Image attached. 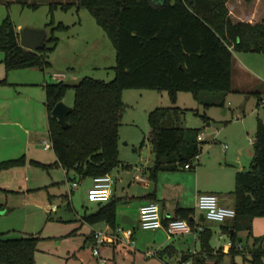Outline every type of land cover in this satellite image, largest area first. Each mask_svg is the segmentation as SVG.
Wrapping results in <instances>:
<instances>
[{"label":"trees","instance_id":"obj_1","mask_svg":"<svg viewBox=\"0 0 264 264\" xmlns=\"http://www.w3.org/2000/svg\"><path fill=\"white\" fill-rule=\"evenodd\" d=\"M230 0H77L78 10L87 9L106 32L116 50L115 72L112 80L85 76L79 83L63 80L46 84L49 132L57 161L32 164L47 169L61 166L67 173L82 178L112 173L120 165V128L127 105L123 93L127 89L168 91L173 103L180 92H191L200 98L202 92H230L233 90L235 52L264 53V18L248 21L229 8ZM253 0H245L251 4ZM264 4V0H263ZM32 8L38 4L24 3ZM59 4H52L53 11ZM70 4H62L68 10ZM264 8V5H263ZM47 44L38 51L24 48L11 15L0 22V51L5 53L7 71L50 66L49 55L60 42L58 31L70 26L53 19ZM7 79L0 84H7ZM73 88V111L68 115L69 126L64 128L52 116L55 105L64 100ZM259 98L261 92L254 91ZM259 105V103H258ZM182 109L159 106L148 114L151 127L154 163L151 175L160 171L195 169L193 159L199 156L201 142L197 128L179 125ZM254 157L248 170L236 173L234 208L236 216L231 226H224L231 236L228 251L233 256L243 252L237 232L251 230L255 217L264 216V122L259 120ZM26 164V157L0 162V173ZM72 180L73 178H69ZM117 200L100 203L99 208L85 219L92 224L105 222L114 230L117 220ZM0 204V209L2 208ZM194 208L180 207L175 218H183L194 227ZM243 218L242 224L238 222ZM250 218V219H249ZM168 219L164 218L166 223ZM203 250L194 264H207L203 255L221 264L223 250L215 251L208 243L211 232L205 229ZM0 233V264H37L36 251L39 235L16 237ZM259 245L257 246V244ZM264 238H256L250 250V264H264ZM189 259L184 255L182 262ZM233 264H239L233 262Z\"/></svg>","mask_w":264,"mask_h":264},{"label":"rangeland","instance_id":"obj_2","mask_svg":"<svg viewBox=\"0 0 264 264\" xmlns=\"http://www.w3.org/2000/svg\"><path fill=\"white\" fill-rule=\"evenodd\" d=\"M76 1L21 0V3H36L39 7L23 8L22 4L16 3L11 7V11L10 9L7 10L6 14L11 15L15 24H22L23 27L46 29L48 35H50L52 27L47 24L52 19L56 23L63 22L70 25L71 29L67 30L68 32L58 31L56 33L60 37V42L58 51L52 57L54 56L57 66L54 69H49L51 73L65 72L66 77L63 81L76 84L85 76L106 81L112 80L114 76L113 69L106 68L95 71L91 70L89 66L94 62H99V55L102 51H106V55L110 51V55H107L106 60L102 63L106 66L116 64V50L91 13L87 9L77 11L74 4ZM241 1H243L246 12H250L254 6L253 9L257 17L260 18L264 13L263 0H253L251 4H246L245 0H233L232 2L235 3L232 4L233 11L236 14L238 13L239 16L246 18L244 16L246 12H243L238 5ZM55 3L59 6L51 11L50 7ZM62 4H70L71 7L64 10L61 8ZM0 18L1 22V14ZM74 52L77 54H73ZM238 57L245 60L248 68L251 69L250 74H239L237 70ZM68 59H72L74 62L77 71L76 76L66 72L65 61ZM234 61L236 71L234 70L233 74V90L227 93L202 92L198 99L191 92H180L177 102L173 103L168 91L150 89H127L124 91L123 99L127 108L120 129L122 134V139L119 142L120 165L112 172L113 177L117 180L118 187L121 186L120 178L127 169V164H133L134 166L139 164L140 151L145 157L150 154L154 155L153 144L149 138L150 124L147 113L159 106H177L183 111L179 125L197 128L205 134V138L200 145L199 156L193 159V164L197 169L202 168L203 177L207 176L213 179L212 182H215L216 186H221L220 190L223 194L221 196L229 202L226 203L227 206H232V201L235 202L232 192L236 188L237 170L238 168L243 170L250 168L255 153L253 142L256 140L258 122L259 120L264 122V106L258 105L261 98L252 92V88L254 89L260 83H264V53L235 52ZM50 79L52 81L51 77ZM0 93L3 92L0 91ZM74 95L73 88H70L63 101L68 105H73ZM44 138L51 142L48 134H45ZM4 140L3 143H15L16 150L19 152H16V154H19V156L25 154V149L20 150L19 148L23 143V139L18 131L17 133L8 134ZM225 145L228 147L225 148ZM13 153L14 151H10L9 154ZM28 154L45 162H53L56 159L53 147L49 150L43 147L38 148V150L32 149L25 156L26 162L27 158H30ZM230 161L239 163L240 167L229 165ZM29 165L24 173H15L14 170L5 174L0 173L2 175L0 183L13 189L6 191L0 188V201L4 203V206L0 209V230H9L8 236L10 237L20 236L26 232L39 235L40 239L36 251L37 264H101V260L105 257L104 249L106 245H100V255H95L94 248L96 245L94 246L93 242L89 241L84 243L83 234L85 233L81 229V235L78 233L80 236L75 235L76 238H74L72 233L67 234L69 229L63 225L66 220L61 221L56 218L60 214L66 218H76V214L72 213L71 209L64 210L63 213L59 214L47 210L48 204L55 206L56 199H62V197H65L62 194L66 193L68 199L73 198V205L80 214H84L85 211H90L98 206V203L91 202L89 199L88 183L90 179H85L86 181L80 186L74 187L73 182H79L80 178L67 180L61 167L55 166L47 170L32 163H29ZM22 167L19 166L21 169ZM195 169L181 168L177 170L179 173H187L183 181L185 194L191 193L193 189ZM228 171L231 173L229 174ZM26 176L32 181L31 190H24V184L20 182L21 178ZM52 181L56 183L44 187ZM120 189L121 187H119ZM28 193L30 194V200L22 203ZM51 194H55L56 197L50 196ZM50 197L53 199L50 200ZM219 204H222L220 198ZM63 206L67 207V199ZM6 207L10 209L8 214L5 212ZM198 213L201 214L202 211L199 210ZM48 221L50 224L47 226ZM242 221L243 218L238 220L240 225ZM234 223L233 218L219 222L209 219L202 221L198 217L200 226H196L195 231L185 234L182 242L187 243L185 245L186 249L188 246L191 249L196 246L200 247L199 252L201 253L203 250V232L208 229L211 232V236L208 238L211 248L215 251L223 250V247L232 241L229 232L224 230V226H231ZM221 234H223L222 238L220 237ZM237 235L242 239L243 252L234 256L226 252L221 264H233L234 261L239 264H250L245 257L250 258V250L255 244V239L264 238V216L255 217L251 230L242 227ZM81 237L83 238L82 241L80 240ZM61 241L63 242L60 243ZM122 250L127 253V256L121 257L122 264H165L166 260L169 264H179L176 258L171 259L165 254L162 260L159 255L148 256L146 251H140L142 254H138L135 259V252L139 250L129 246L126 249L122 248ZM194 255H199V253ZM203 258L208 263L215 261L214 258L211 259L205 255H203ZM195 260L196 258L193 256L191 262L194 264ZM114 263L116 264L115 261Z\"/></svg>","mask_w":264,"mask_h":264},{"label":"crops","instance_id":"obj_3","mask_svg":"<svg viewBox=\"0 0 264 264\" xmlns=\"http://www.w3.org/2000/svg\"><path fill=\"white\" fill-rule=\"evenodd\" d=\"M232 1L233 0H230L228 4L231 11H233L232 4H235ZM16 3L22 4L23 8H30V6L24 5V3H28V2L21 3V0H0V14L2 17L1 22L8 15L6 14L7 10L10 9L11 11V7ZM28 4H32V3L30 2ZM238 5L240 6V8H242L243 12L247 11L246 9H244L245 6L243 7V1H241V3H238ZM253 8L250 12H246L244 14L246 18H244L243 16L240 17L251 22L262 20L264 18V13L259 18L256 16V13ZM77 11L79 10L77 9ZM16 26L18 32L23 28L22 24H16ZM70 29L71 27L68 29V31ZM68 31L66 30L59 32H68ZM56 51H58V46L49 55V61L51 64L46 69L31 67V68L12 70L9 72L6 69V65L4 62L5 53L0 51V80L7 79L8 82L7 84H0V91L3 92L0 93V162L9 159H16L22 156H27V153L31 152L32 149L38 150V148L40 147L44 148L43 141L47 140L46 138H44L45 134H48L50 136L49 112L46 104V100H47L46 84L60 81V80H55L52 77V74L54 72L51 73L49 71L50 68L54 69L57 66V62L55 61L54 56L52 57V55ZM73 54H77V53L74 52ZM107 55H110V51L108 52ZM107 55H106V51H102L99 55L100 58L99 62L92 63L89 66L90 69L95 71L98 70L101 71L102 69H106V68L113 69L115 64L106 66L104 63H102V61L106 60ZM238 59H237L238 60L237 70L239 74L240 75L250 74L249 71L251 69L248 68V65L246 64L245 60H243L242 57H238ZM73 63L74 62L72 59H68L65 61V67L67 69L66 72H69L70 75L72 76H76L77 71ZM234 70L236 71L235 61L233 67V74H234ZM55 73H65V72H55ZM114 76H115V72H114ZM50 77L52 78V81H50L51 80ZM73 84L74 83H72L71 85ZM254 91H258V92L260 91L261 95L264 94V83H260L254 89L252 88V92ZM148 114L149 112L147 113V115ZM25 119L28 121V123ZM16 130L18 131L19 134H21V137L23 139L22 140L23 143L19 147L20 150H22L23 148L25 149V154L22 156L16 154V152L17 153L19 152L16 150L17 147H15V143H11V142L3 143V141H5L4 139L6 138V136H8V134L11 133H17ZM149 132L151 133V127L149 129ZM120 134H121V130H120ZM120 139H122V134L120 136ZM10 151H14V153L9 154ZM28 155H30V158H27V162L25 166L24 165L23 167L20 166L22 167V169L19 168V166H17L10 170L9 169L3 170L1 174L12 172L11 170H14L15 173L17 172L24 173L27 171V169L30 166L29 163H32V161H37L45 164H52L57 161V157L53 162H45L43 160H40V158L31 156V154ZM153 163H154V155L150 154L149 156L145 157L143 156L142 151H140L139 164H135V166L133 164H127L126 166L127 169H125L123 175L120 178V185H121L119 186L121 187L120 190L118 187L117 180L114 178L115 179L114 191L110 201L112 199L118 201L116 228L133 227V236L131 237L130 243H128V241L123 237L122 239L115 240L113 242H109L105 244L106 245L104 249L105 257L103 259L108 260L110 264H115L114 261L116 262V264H122V262L120 261L121 257L122 256L124 257L125 255L127 256V253L124 250H122V248L126 249L128 246L130 248L139 250L135 252L134 255L135 259L138 256V254H142L140 251L148 252L150 250H154L156 253L155 255L156 256L159 255L160 258H162V260L164 259L163 255L165 254L168 255L167 257H171V259L176 258L179 264H187L188 262H191L193 258V254L200 253L199 252L200 247L198 248L196 246L195 248L191 249L190 246H188L187 249L185 248V245H187V243L186 242L183 243L182 238H184L183 236L188 233L175 235L170 238L167 235L165 229L163 228L157 230L142 229L139 226V212H140V207L144 204H147L151 201L157 202L160 205L162 216L166 219L174 217L176 210L180 207L194 208L195 209L194 227L192 228V231L193 230L195 231L196 226H200L198 224V217H200L202 221L206 220V219L203 220L201 218V214L198 213V211L200 210L197 207L198 195L202 193H214L217 195V197L220 198V201L222 203L221 205L227 206L226 203L228 201L221 196L223 195L220 190L221 186H216L215 182H212L213 179L208 178L207 176L203 177L202 168L195 169V173H194L195 184L193 186V189L191 193L185 194L184 191L185 187L183 181L185 178V174L187 173H179V171L177 170L160 171L157 173V176L154 178L151 175V167L153 166ZM228 164L232 166L240 167L239 163L237 162L230 161ZM62 169L66 174L67 180H70L69 178H73V179H76L77 177L80 178L79 180L80 183L77 182L78 186L84 183L86 181L85 179L89 178L90 180L88 183V187L90 190V188L94 183L93 177L82 178L80 176H74L73 172L67 173L64 168ZM239 170H243V169L238 168L237 172ZM228 173L230 174L231 172L228 171ZM1 174H0V178H2ZM111 175L113 176L112 173ZM20 182L24 184V190L25 189L31 190L30 187L32 181L30 178L26 176L25 178H21ZM54 183L56 182L52 181L46 184L44 187H48L49 185H52ZM0 188L6 191L13 190L12 188H9L6 185L3 186L1 183H0ZM28 192L30 193V191ZM29 193L25 195V198L22 201V203L30 200ZM62 195L65 197H62V199L60 200L56 199L57 202L55 206H51L50 204H48L47 210L49 211L52 210V212H56L59 214V213H63L64 210L71 209L72 213L76 214L75 215L76 218H72L70 216H69L70 218H66L63 217L61 214L60 216L56 217L61 221L66 220V223H64L63 225L67 226V228L69 229V232L67 234L72 233V235H74V238H76L75 235L78 236L81 235L80 232L81 229L83 233H85L83 234L84 243L86 241H89L91 243L93 242L92 244H94V246L96 245V239L94 238V234L96 232H102L103 234H106L109 238L114 234V228H112L109 224L105 222H98L92 224L85 219V215L95 212L99 208L100 203H98V206L92 208L90 211H85L84 214H80L78 209H76V207L73 205V200H72L73 198L68 199L67 193ZM50 196L56 197L55 194H51ZM52 199L53 198L50 197V200ZM66 199H67V207H66L67 209L63 206ZM234 203L235 202L232 201L231 203L232 206L230 207L234 208ZM0 204L4 206V203L1 201ZM9 211L10 209L6 207L5 208L6 214H8ZM124 220L130 221L133 225L127 223ZM49 224L50 223L48 221L47 226ZM56 224H62V223H56ZM3 232H9V230H0V233ZM78 233H80V235ZM26 234H33V233L26 232L23 235ZM82 237L80 238L81 241L83 239ZM220 237L222 238L223 234H221ZM62 242L63 241H61L60 243ZM229 249H230V244H227L223 247V251L225 253L228 252ZM184 255H189V259L187 260V262L181 261ZM245 259L248 261L249 258L245 257ZM206 263L212 264V263H208V261H206ZM165 264H169V262L166 260Z\"/></svg>","mask_w":264,"mask_h":264},{"label":"built area","instance_id":"obj_4","mask_svg":"<svg viewBox=\"0 0 264 264\" xmlns=\"http://www.w3.org/2000/svg\"><path fill=\"white\" fill-rule=\"evenodd\" d=\"M52 77L55 80H63L66 77L65 73H53ZM259 105L264 106V95L259 101ZM205 138L204 133L198 135V140L203 141ZM44 149H51L53 147L52 142L47 140L43 141ZM228 146L225 145V148ZM186 168H189L187 165ZM93 185L89 190V199L96 203H106L110 201L113 191L115 179L110 174L96 176L93 178ZM73 186L77 187L78 183L73 182ZM197 207L204 213L206 219L212 221L223 222L227 219L234 218L236 216V210L233 207L222 206L219 204V200L214 193H202L198 195ZM139 226L144 230H157L165 229L167 235L171 238L175 235L190 233L192 231V226L189 221L183 218H168L167 222H164V217L162 216L160 205L151 201L140 207L139 212ZM133 236V227H117L114 230V234L109 238L106 234L102 232H96L94 238L96 239V247L94 248V254L100 255L99 246L113 242L115 240L122 239L123 237L130 243L131 237ZM231 247V243H230ZM156 253L154 250L147 252L148 256H154ZM101 264H110L108 260L102 259ZM187 264H193V262H188Z\"/></svg>","mask_w":264,"mask_h":264},{"label":"water","instance_id":"obj_5","mask_svg":"<svg viewBox=\"0 0 264 264\" xmlns=\"http://www.w3.org/2000/svg\"><path fill=\"white\" fill-rule=\"evenodd\" d=\"M159 1V0H156ZM20 43L24 48L29 50L38 51L43 49L48 40V32L46 29H36L32 27H23L19 31ZM72 105L66 104L63 100L58 102L52 110V116L57 118L64 128L69 126L67 118L68 115L73 111ZM201 218L206 219L204 213H201ZM126 221V220H124ZM127 223L133 225L130 221ZM241 241V239H240Z\"/></svg>","mask_w":264,"mask_h":264}]
</instances>
